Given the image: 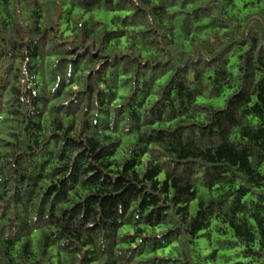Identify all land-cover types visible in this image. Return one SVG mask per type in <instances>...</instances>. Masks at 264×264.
Returning <instances> with one entry per match:
<instances>
[{"label": "trees", "instance_id": "trees-1", "mask_svg": "<svg viewBox=\"0 0 264 264\" xmlns=\"http://www.w3.org/2000/svg\"><path fill=\"white\" fill-rule=\"evenodd\" d=\"M263 165L264 0H0V264H264Z\"/></svg>", "mask_w": 264, "mask_h": 264}, {"label": "rangeland", "instance_id": "rangeland-1", "mask_svg": "<svg viewBox=\"0 0 264 264\" xmlns=\"http://www.w3.org/2000/svg\"><path fill=\"white\" fill-rule=\"evenodd\" d=\"M245 1H250V0H238V3L242 6ZM247 10L248 9H244V13ZM112 15H113L112 13H109L108 15H102V16L107 17V21H109V18L112 17ZM215 102L217 104H219V105H223L224 104L223 99H221V100H215ZM262 171L264 172V165L262 166ZM193 210L196 211V202L193 203Z\"/></svg>", "mask_w": 264, "mask_h": 264}]
</instances>
